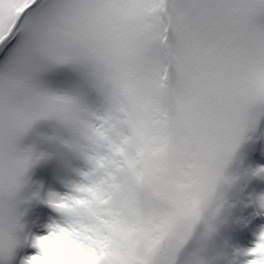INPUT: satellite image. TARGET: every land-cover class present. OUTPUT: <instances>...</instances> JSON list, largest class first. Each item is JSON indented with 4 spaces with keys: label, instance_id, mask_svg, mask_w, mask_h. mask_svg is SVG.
Returning <instances> with one entry per match:
<instances>
[{
    "label": "snow or ice",
    "instance_id": "obj_1",
    "mask_svg": "<svg viewBox=\"0 0 264 264\" xmlns=\"http://www.w3.org/2000/svg\"><path fill=\"white\" fill-rule=\"evenodd\" d=\"M5 118L54 122L91 167L0 264H219L225 170L264 141V0H0ZM252 225L231 264H264Z\"/></svg>",
    "mask_w": 264,
    "mask_h": 264
},
{
    "label": "rangeland",
    "instance_id": "obj_2",
    "mask_svg": "<svg viewBox=\"0 0 264 264\" xmlns=\"http://www.w3.org/2000/svg\"><path fill=\"white\" fill-rule=\"evenodd\" d=\"M47 123L53 127L51 133H41L36 127L23 141V146L36 147L49 157L31 174L32 185L40 190L41 198L44 200L51 193L67 194L72 184L81 181L82 177L78 173L85 172L91 167L87 160L71 152L61 143V140H67V133L54 122ZM45 135L57 138V142H45L41 138ZM262 160L264 141H258L255 145L249 142L241 147L225 170L226 176L237 177L238 181L231 188L227 185L220 188L230 207L226 210L225 222L220 225L213 238L210 250V254L218 258L219 264H231L235 250L254 246L257 233L253 230L252 221L257 222L259 227H264V215H257L256 207L252 203L254 197L264 195V178L249 174L251 170L264 168ZM49 179H53L54 182L48 183ZM42 204L47 203L31 205L26 218V231L33 235L37 229L46 232L48 225L57 219V214L52 208V213L45 215L41 210Z\"/></svg>",
    "mask_w": 264,
    "mask_h": 264
},
{
    "label": "clouds",
    "instance_id": "obj_3",
    "mask_svg": "<svg viewBox=\"0 0 264 264\" xmlns=\"http://www.w3.org/2000/svg\"><path fill=\"white\" fill-rule=\"evenodd\" d=\"M41 122L49 121H36L22 134L9 127L7 118L0 125V252L13 246L18 249L27 232L30 206L46 201L40 190L33 187L31 174L49 157L36 147L23 146L24 139ZM41 138L47 143L57 142L54 137ZM236 183L227 186L231 188Z\"/></svg>",
    "mask_w": 264,
    "mask_h": 264
}]
</instances>
